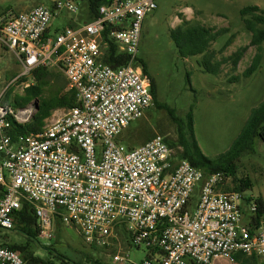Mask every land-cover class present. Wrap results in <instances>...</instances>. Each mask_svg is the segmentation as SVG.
I'll return each instance as SVG.
<instances>
[{
    "label": "built area",
    "instance_id": "obj_1",
    "mask_svg": "<svg viewBox=\"0 0 264 264\" xmlns=\"http://www.w3.org/2000/svg\"><path fill=\"white\" fill-rule=\"evenodd\" d=\"M81 0H53L72 13ZM157 0H112L97 16L52 33L54 11H0V46L32 77L39 68L60 70L77 105L45 122L38 134L12 141L8 116L22 123L24 110L0 94V232L14 228L25 200L34 206L39 239L54 238L56 215L76 227L87 245H119V232L147 257L131 263L120 248L115 263L212 264L237 254L264 256V220L254 196L224 191L223 172L205 173L154 135L127 148L117 140L154 105L150 78L138 63L145 18ZM109 41L127 63L105 62ZM22 114V115H21ZM193 209V210H191ZM1 235V234H0ZM0 264H25L0 242Z\"/></svg>",
    "mask_w": 264,
    "mask_h": 264
},
{
    "label": "rangeland",
    "instance_id": "obj_2",
    "mask_svg": "<svg viewBox=\"0 0 264 264\" xmlns=\"http://www.w3.org/2000/svg\"><path fill=\"white\" fill-rule=\"evenodd\" d=\"M38 5L46 6L54 11L50 31L55 33L65 25L79 24L86 20L88 3L80 2V11L72 13L67 8L56 9L53 0H0V11L4 13H20L32 10ZM257 5L264 11V0H157V9L144 20L139 56L147 64L150 75L156 83L157 100L169 105L175 110L176 116L184 122L187 128L189 114H192L195 139L202 153L209 159H217L226 153L242 131L252 109L264 102V41L262 60L259 68L249 77L243 75L250 66L256 53L251 47V32L245 25L241 11L248 6ZM184 20L194 26L207 28L229 29L220 34L211 44L209 51H214L213 61L222 60L236 52L241 47L248 46L236 68L230 62H223L219 74L204 71L199 65L203 55L183 58L180 56L172 33ZM264 29V25H260ZM235 37L232 43L221 50L225 43ZM50 71H60L50 68ZM22 68L15 55L0 46V94L2 102L6 91L10 90L9 103L16 110L28 111L29 117L22 123L31 120L36 112L35 102L30 101L25 106L13 104L15 97L24 95L25 88L33 82L27 78L20 81ZM236 77L235 80H230ZM53 85L56 83L51 82ZM45 96L52 93L46 88ZM39 102V101H38ZM64 109L53 111L59 115ZM23 112V111H21ZM159 134L172 141L178 140L179 128L168 112L153 105L145 115L132 122L117 138L127 148L138 147L154 135ZM176 155L180 157V146L175 147ZM237 176L247 178L251 186L245 192L246 196H254L264 200V141L256 135L250 150H247L237 161ZM231 184L230 179L226 184ZM193 210V209H191ZM264 220V215L262 217ZM54 238L50 241L41 240L42 244L52 245L57 254H65L78 259L91 251L80 231L62 221L53 225ZM0 242L16 244L24 242V237L13 230H1ZM50 242V243H49ZM119 245L101 249L99 257L106 264H130L129 262L115 263L113 256L119 248L128 253L131 263H138L147 257L149 250L145 247L134 246L130 239L119 236ZM43 255L42 251L38 252ZM52 253L55 254L53 251ZM248 259V264H264V256ZM212 264H241L227 260H216Z\"/></svg>",
    "mask_w": 264,
    "mask_h": 264
},
{
    "label": "trees",
    "instance_id": "obj_3",
    "mask_svg": "<svg viewBox=\"0 0 264 264\" xmlns=\"http://www.w3.org/2000/svg\"><path fill=\"white\" fill-rule=\"evenodd\" d=\"M81 1H86L88 3L86 20H91L97 16L99 6L110 3L112 0ZM241 13L243 16L251 17L245 19V25L252 34L249 46L255 47L256 49L250 66L243 73L245 77H249L259 68L262 60L261 44L264 41V29L259 27L260 25H264V11L259 6L253 5L243 8ZM228 30L229 29L194 26L190 21L184 20L182 24L173 31L172 38L174 39L181 57L188 58L203 55L202 59L198 62L202 69L204 71L208 70L213 71L215 74H219L223 62H230L233 67L236 68L248 49V46L241 47L232 55L224 57L222 60L213 61L215 52L209 51V48L211 44L218 39L220 34L228 32ZM234 37L235 35H232L221 50L228 47L232 43ZM105 62L112 67L121 66L127 63V56L118 51L115 43L109 41V52L105 58ZM138 63L142 65L144 73L150 78L151 89L154 95V105L159 109L166 110L178 125V140L175 142L170 138H165V142L173 148L180 146L182 149L180 158L187 159L192 165L202 169L205 173L223 172L226 177V182L222 188L224 191L244 192L249 189L251 186L250 180L247 178L239 179L236 175L238 170L237 161L244 152L251 149L253 138L256 135H259L264 141V102L252 109L242 131L233 142L230 149L217 159H209L202 153L195 139L192 114H189L187 128H185L184 122L179 120L175 114V110L169 105L162 104L157 100L155 80L150 75L147 64L140 56L138 58ZM31 78L33 82L25 88L24 95L15 97L13 104L23 107L30 103V101L38 99L39 108L31 120L25 123L18 122L12 115L8 116L7 119L11 125L8 131L14 143L20 135L38 134L44 127L46 120L52 116L53 111L57 109H69L78 104L75 94L67 90L66 79L61 71L54 72L47 68H39L34 71ZM19 79L22 82L28 80L27 77H21ZM235 79L236 77H232L230 80ZM52 81L56 83L53 85L51 83ZM47 87H50L52 93L49 97L45 96ZM10 94L11 91L7 90L3 104L11 105L9 103ZM228 179H230L231 184H226ZM0 188H2L1 185ZM256 203L258 205L257 215L258 217H262L264 215V200L258 197ZM13 217L14 228L12 230L22 235L24 237V242L16 244L3 243V245L16 250L23 258L25 264H106L104 260L99 257L102 248L96 245H89L91 251L82 256L78 255V259H73L71 256L68 257L65 254H57L58 251L53 249L52 245L42 244L39 239L40 228L38 219L34 206L31 203L24 200L21 208L14 212ZM60 222L61 218L59 215H56L55 224H59ZM119 234L124 237L122 231H120ZM39 251H42L43 255H40L38 253ZM53 251L55 254L52 253ZM247 257L248 256L243 254H237L235 256V262L248 264ZM253 257L255 256H249V258ZM188 264L196 263L190 261Z\"/></svg>",
    "mask_w": 264,
    "mask_h": 264
},
{
    "label": "bare ground",
    "instance_id": "obj_4",
    "mask_svg": "<svg viewBox=\"0 0 264 264\" xmlns=\"http://www.w3.org/2000/svg\"><path fill=\"white\" fill-rule=\"evenodd\" d=\"M29 112H30V110L22 112L24 118H27V117L30 115ZM21 115H22V114H21Z\"/></svg>",
    "mask_w": 264,
    "mask_h": 264
},
{
    "label": "water",
    "instance_id": "obj_5",
    "mask_svg": "<svg viewBox=\"0 0 264 264\" xmlns=\"http://www.w3.org/2000/svg\"><path fill=\"white\" fill-rule=\"evenodd\" d=\"M34 104H35V109H36V111H37V110H38V108H39V105H38V104H39V102H38V101H36Z\"/></svg>",
    "mask_w": 264,
    "mask_h": 264
}]
</instances>
